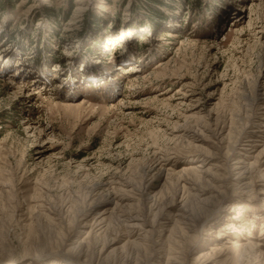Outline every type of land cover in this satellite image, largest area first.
Wrapping results in <instances>:
<instances>
[{"label":"rangeland","instance_id":"obj_1","mask_svg":"<svg viewBox=\"0 0 264 264\" xmlns=\"http://www.w3.org/2000/svg\"><path fill=\"white\" fill-rule=\"evenodd\" d=\"M260 89L264 0H0V264H264Z\"/></svg>","mask_w":264,"mask_h":264},{"label":"bare ground","instance_id":"obj_2","mask_svg":"<svg viewBox=\"0 0 264 264\" xmlns=\"http://www.w3.org/2000/svg\"><path fill=\"white\" fill-rule=\"evenodd\" d=\"M223 24V23H222ZM18 64V63H17ZM20 66V65H19ZM132 70H134V69H132ZM30 75V74H29ZM32 76H35V74L32 72V74H31ZM35 82V81H34ZM41 83V82H40ZM40 85V84H39ZM39 85L37 84V85H35L34 86V89L35 90H38V88H39ZM254 103L257 105V106H263L264 107V91H263V89H260V94L259 95H257V97H255V99H254ZM256 142V141H255ZM261 155V154H260ZM262 156V155H261ZM257 162H259L258 160H257ZM242 163V161L240 160V161H238L236 164H237V167H236V170H238V169H240V168H243V167H240V165L239 164H241ZM243 170V171H242ZM246 169H241V171H238L237 172V177L236 178H243V177H245V174H246V171H245ZM190 172H197L196 171V169L195 168H191L190 170H189ZM193 174V173H192ZM264 174V173H263ZM186 188V187H185ZM184 188V189H185ZM187 206H186V204L184 205V207H183V209H182V214H180L179 216H180V218H181V216H182V218L181 219H183L184 218V220L186 219V217H183V213H185L186 212V210H185V208H186ZM188 212V211H187ZM99 215V214H98ZM98 221V220H97ZM143 221V220H142ZM145 222V221H144ZM144 222H142L141 223V221H140V219H137V218H132V219H129L128 221H127V223H129L130 224V227H140L141 228V226L143 225V223ZM100 223H102V220L100 221ZM145 224V223H144ZM184 224H187V222L186 223H184ZM102 229V228H101ZM175 235V234H174ZM144 240V239H143ZM114 242V241H113ZM148 242V241H147ZM158 244V243H157ZM137 246V245H136ZM136 248V247H135ZM70 251H72V249L70 250ZM72 253V256H69V255H66V258H67V261L68 262H71V263H74V262H78L79 261V259L80 258H82L83 256L85 257H87L88 259L86 260V262H85V264H93V263H96L95 262V250H92L91 248H88V249H86V248H83V247H80V248H74L73 249V252H71ZM176 255H179V253H177V252H175V253H173V254H171V256H170V259H169V263L168 264H186V262H184L183 263V260L179 257V256H176ZM100 256V255H99ZM101 258V257H100ZM150 258L148 257V258H146V260H144L143 262H141L140 264H148V263H150V261L151 260H149ZM185 259V258H184ZM99 261V260H98ZM100 264V263H99ZM113 264H117L116 263V261L113 263ZM121 264H133V261L132 260H130V259H127L125 262H122ZM136 264H139V263H136Z\"/></svg>","mask_w":264,"mask_h":264},{"label":"trees","instance_id":"obj_3","mask_svg":"<svg viewBox=\"0 0 264 264\" xmlns=\"http://www.w3.org/2000/svg\"><path fill=\"white\" fill-rule=\"evenodd\" d=\"M48 11H49V10H46V11H45V12H46V14H48Z\"/></svg>","mask_w":264,"mask_h":264}]
</instances>
